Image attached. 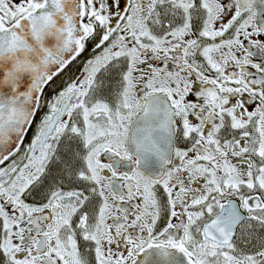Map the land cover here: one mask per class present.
Returning <instances> with one entry per match:
<instances>
[{"label": "snow or ice", "instance_id": "obj_1", "mask_svg": "<svg viewBox=\"0 0 264 264\" xmlns=\"http://www.w3.org/2000/svg\"><path fill=\"white\" fill-rule=\"evenodd\" d=\"M0 264H264V0H0Z\"/></svg>", "mask_w": 264, "mask_h": 264}]
</instances>
